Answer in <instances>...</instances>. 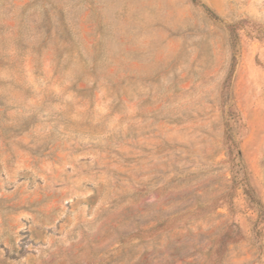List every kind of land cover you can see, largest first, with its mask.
<instances>
[{
	"label": "rangeland",
	"instance_id": "374dc122",
	"mask_svg": "<svg viewBox=\"0 0 264 264\" xmlns=\"http://www.w3.org/2000/svg\"><path fill=\"white\" fill-rule=\"evenodd\" d=\"M199 1L0 0V264H264V0Z\"/></svg>",
	"mask_w": 264,
	"mask_h": 264
},
{
	"label": "trees",
	"instance_id": "16d2710c",
	"mask_svg": "<svg viewBox=\"0 0 264 264\" xmlns=\"http://www.w3.org/2000/svg\"><path fill=\"white\" fill-rule=\"evenodd\" d=\"M194 4L196 5H201L200 4V1L199 0H192ZM205 11L207 12L208 16L212 19H220L219 16L216 14L215 11H213L211 8L207 7V6H203ZM229 29L231 30V35H232V38L234 40V37H235V31H236V25H231L229 26ZM235 63H236V60L234 59V62H233V66H232V72H234V69H235ZM226 143L228 145V148L229 150L231 151L232 150V147H236V149L238 150V157L241 158V152L240 150L238 149L237 147V144L235 143L234 139H233V136L232 134L230 133V131H228L226 133ZM163 224H159L157 227L153 228L152 230L150 231H153L157 228H160L161 226H163ZM242 236L241 234L239 233H235L233 234L232 232L230 231H227L225 232L220 238L219 240H217V243H216V247L215 249L213 250L215 252V254L220 258L221 260V257L223 255V253L225 252V248L228 246V244L230 243H237L239 242L240 240H242Z\"/></svg>",
	"mask_w": 264,
	"mask_h": 264
}]
</instances>
